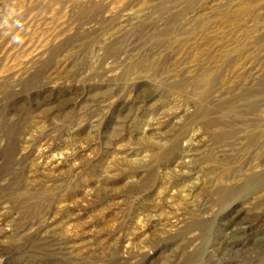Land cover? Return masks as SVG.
Segmentation results:
<instances>
[{
    "label": "rangeland",
    "instance_id": "obj_1",
    "mask_svg": "<svg viewBox=\"0 0 264 264\" xmlns=\"http://www.w3.org/2000/svg\"><path fill=\"white\" fill-rule=\"evenodd\" d=\"M8 8L0 264H264V0Z\"/></svg>",
    "mask_w": 264,
    "mask_h": 264
},
{
    "label": "clouds",
    "instance_id": "obj_2",
    "mask_svg": "<svg viewBox=\"0 0 264 264\" xmlns=\"http://www.w3.org/2000/svg\"><path fill=\"white\" fill-rule=\"evenodd\" d=\"M20 14L14 8L6 9L5 13L0 16V30L4 35L11 37V43L23 44L22 32L24 30L23 23L17 17Z\"/></svg>",
    "mask_w": 264,
    "mask_h": 264
},
{
    "label": "bare ground",
    "instance_id": "obj_3",
    "mask_svg": "<svg viewBox=\"0 0 264 264\" xmlns=\"http://www.w3.org/2000/svg\"><path fill=\"white\" fill-rule=\"evenodd\" d=\"M96 9V8H95ZM213 117V116H212ZM204 118V117H203ZM202 118V122H203V124H204V126H206V128L207 129H210V128H212L213 126H220V125H224L223 124V122H220L219 120L217 121V119H215V118H211V117H206V118H204L203 119ZM252 121H254V120H252ZM246 124H247V122H246ZM250 125L251 126H253L254 125V122H251L250 123ZM255 127H256V125H255ZM215 130V129H214ZM260 133H261V129L259 130H254L251 134H250V141L252 142V143H254V142H256V141H258L259 140V138L261 137V136H259L260 135ZM215 135V137L219 140V139H222V137L223 136H225L226 135V133H223L222 132V130L221 131H219V132H217V133H215L214 134ZM214 137V136H213Z\"/></svg>",
    "mask_w": 264,
    "mask_h": 264
}]
</instances>
